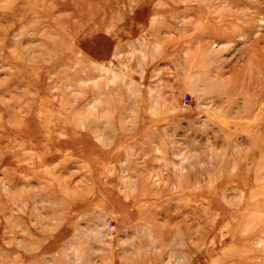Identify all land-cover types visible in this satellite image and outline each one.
<instances>
[{
  "label": "rangeland",
  "instance_id": "374dc122",
  "mask_svg": "<svg viewBox=\"0 0 264 264\" xmlns=\"http://www.w3.org/2000/svg\"><path fill=\"white\" fill-rule=\"evenodd\" d=\"M0 264H264V0H0Z\"/></svg>",
  "mask_w": 264,
  "mask_h": 264
}]
</instances>
